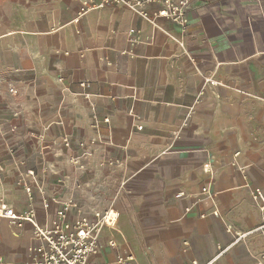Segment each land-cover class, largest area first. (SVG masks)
Wrapping results in <instances>:
<instances>
[{"label": "crops", "instance_id": "obj_1", "mask_svg": "<svg viewBox=\"0 0 264 264\" xmlns=\"http://www.w3.org/2000/svg\"><path fill=\"white\" fill-rule=\"evenodd\" d=\"M80 3L0 0V203L27 209L16 183L32 169L43 226L57 204L42 207V192L88 216L117 210L98 262L207 264L221 246L215 264H261L264 0H191L186 32L125 5L75 24ZM32 242L31 225L0 220V257L25 264Z\"/></svg>", "mask_w": 264, "mask_h": 264}, {"label": "built area", "instance_id": "obj_2", "mask_svg": "<svg viewBox=\"0 0 264 264\" xmlns=\"http://www.w3.org/2000/svg\"><path fill=\"white\" fill-rule=\"evenodd\" d=\"M190 2L191 0H81L74 23L78 24L81 17L90 11L99 10L106 6L125 5L135 9L143 18L151 20L162 18L186 32L189 25ZM131 31L133 33L136 32L134 30ZM191 60L194 64L198 63L196 57L191 58ZM204 81L208 86H220V82L211 76L205 77ZM79 85L82 88L87 86L86 83H79ZM206 93V88H202L195 97L196 102H200ZM217 96L219 97V95ZM105 121L109 123V119L105 118ZM81 146L84 147V144H81ZM64 147H71L69 139H65ZM236 155H239V153H236ZM69 162L80 169L84 168L78 157H71ZM2 169L3 167L0 164V170ZM42 172L46 174V168H43ZM241 172L246 175L247 170L242 169ZM25 173V178L21 177L17 181L16 186L27 193L29 199L27 209L18 212L4 201L0 203V220L5 219L11 225L20 229L26 224L33 227V242L28 248V261L25 264H137V258L131 251L118 253L114 262L106 263L96 260L100 252L99 240L103 230L110 228L117 231L119 229L118 212L115 209L97 210L88 216L74 198L60 200L57 196L50 197L45 192H42V207L49 209L50 204H57V209L50 223L47 226L41 225L38 221L37 210L33 207L34 191L29 183L30 180L36 178L37 174L32 169L27 170ZM202 193L207 194L209 190L203 188ZM178 195L182 197L185 194L180 192ZM252 196L259 202V208L264 213L263 192L260 189H256ZM213 214L217 216L218 211H214ZM70 218L71 223H68ZM256 230L264 235V220ZM244 236L246 234L236 235V241L243 239ZM109 243L113 249L117 250L118 246L115 241L110 240ZM226 250L218 246L216 258ZM216 258L207 264H215ZM0 264L16 263L0 257ZM193 264H198V262H193ZM261 264H264V256L261 258Z\"/></svg>", "mask_w": 264, "mask_h": 264}]
</instances>
